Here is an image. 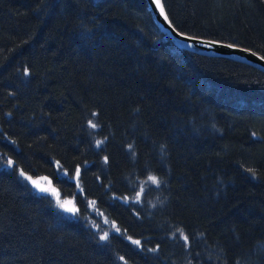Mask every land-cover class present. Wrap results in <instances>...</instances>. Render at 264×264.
<instances>
[{"label":"trees","instance_id":"obj_1","mask_svg":"<svg viewBox=\"0 0 264 264\" xmlns=\"http://www.w3.org/2000/svg\"><path fill=\"white\" fill-rule=\"evenodd\" d=\"M162 1L264 57V0ZM0 264H264V73L147 0H0Z\"/></svg>","mask_w":264,"mask_h":264},{"label":"water","instance_id":"obj_2","mask_svg":"<svg viewBox=\"0 0 264 264\" xmlns=\"http://www.w3.org/2000/svg\"><path fill=\"white\" fill-rule=\"evenodd\" d=\"M147 2L154 14V17L161 31L179 47L192 51L197 54L234 60L236 62H240L248 66H251L253 68H256L264 73V59H262L264 58L263 56L251 51L250 49L243 48L240 46L222 43L219 41H214L204 38L193 37L181 33L172 25L169 18L165 20L164 15L161 14L154 0H147ZM161 3L164 7L162 0ZM164 14L167 15L165 7H164ZM32 180H37V179L32 178ZM28 181L33 187V189H35L38 192H41L32 184L31 180ZM44 186L47 187L46 185ZM41 193H46V192H41Z\"/></svg>","mask_w":264,"mask_h":264},{"label":"snow or ice","instance_id":"obj_3","mask_svg":"<svg viewBox=\"0 0 264 264\" xmlns=\"http://www.w3.org/2000/svg\"><path fill=\"white\" fill-rule=\"evenodd\" d=\"M154 2H155V4L157 5V7L159 8L161 14L164 15L165 20H167L168 17H167L166 14H164V7H163V5H162V3H161V0H154ZM229 47H231V46H229ZM262 59H264V58H262ZM89 124H90V126L93 127V128H95V127L97 126L96 124L92 123L91 121H89ZM100 143H101L100 141L97 142L98 145H99ZM21 175L24 176L25 173L21 172ZM76 175H77V176L79 175V169L76 170ZM26 179L31 180L32 184H33L37 189H39L41 192H50V191L53 192V193L55 192L54 189H51L50 187H45L41 182H39V181H37V180H32L31 177H27V176H26ZM148 180L151 181L152 184H156L157 186L160 184V181H159L158 178L155 177V176H149V177H148ZM141 191H143V189H141ZM139 196H140V193L137 194V197H136L137 201L139 200ZM57 202L60 204V207L65 208L66 211H70V212H73V213L76 212V209H75L74 207H68V205H69L71 202H69V201L61 202V201H59V199L57 200ZM91 203H92L93 205L95 204L94 201L91 202ZM117 231H119V229H117ZM181 234L183 235V233H181ZM183 238H184L185 241L188 240V237H187V236H184ZM101 239H107V233H105V235L102 236ZM133 243L139 244L140 241H133Z\"/></svg>","mask_w":264,"mask_h":264},{"label":"rangeland","instance_id":"obj_4","mask_svg":"<svg viewBox=\"0 0 264 264\" xmlns=\"http://www.w3.org/2000/svg\"><path fill=\"white\" fill-rule=\"evenodd\" d=\"M40 182H42L44 185H46L47 187H50L51 188V186H50V182L48 181V180H39ZM152 186L153 184L151 183V181H147L145 184H144V186ZM52 189V188H51ZM47 193V195H49V196H51L53 199H54V202H55V204H56V206H57V208L58 209H60V210H62V207H60V204L57 202V200L59 199V201H61V202H64V200H62L60 197H59V194L55 191L54 193L53 192H46ZM140 193V196H141V194H142V191H140L139 192ZM140 196H139V198H140ZM136 197H137V195L133 198V199H130V200H126L127 202H131L132 200H136ZM103 231L104 232H106L107 233V236L108 235H110L111 233H113V231L115 232V231H117V229L114 227V226H106L105 227V229H103ZM105 235V233H103V236Z\"/></svg>","mask_w":264,"mask_h":264}]
</instances>
